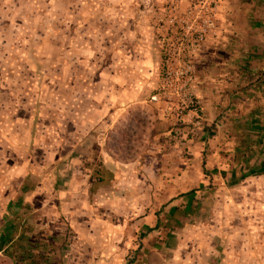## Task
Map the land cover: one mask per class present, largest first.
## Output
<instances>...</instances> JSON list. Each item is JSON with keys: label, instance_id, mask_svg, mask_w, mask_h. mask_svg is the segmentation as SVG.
Wrapping results in <instances>:
<instances>
[{"label": "crops", "instance_id": "obj_1", "mask_svg": "<svg viewBox=\"0 0 264 264\" xmlns=\"http://www.w3.org/2000/svg\"><path fill=\"white\" fill-rule=\"evenodd\" d=\"M162 1L65 0L51 89L0 90L12 264H264L262 205L247 196L261 189L243 185L264 173V0H221L193 57L204 119L178 137L149 100Z\"/></svg>", "mask_w": 264, "mask_h": 264}, {"label": "built area", "instance_id": "obj_2", "mask_svg": "<svg viewBox=\"0 0 264 264\" xmlns=\"http://www.w3.org/2000/svg\"><path fill=\"white\" fill-rule=\"evenodd\" d=\"M186 6L182 8V3ZM221 0H163L153 9L152 26L161 46L158 80L149 97L160 120L176 131L204 119L202 103L192 89L193 57L216 28Z\"/></svg>", "mask_w": 264, "mask_h": 264}, {"label": "rangeland", "instance_id": "obj_3", "mask_svg": "<svg viewBox=\"0 0 264 264\" xmlns=\"http://www.w3.org/2000/svg\"><path fill=\"white\" fill-rule=\"evenodd\" d=\"M65 5V0H0V26H3L0 28V90L46 92L51 89V12L63 11ZM166 123L169 134L178 137L180 133ZM243 185L261 189L247 196L253 198L252 203L262 205L264 217V173L247 179ZM0 264H12V261L0 256Z\"/></svg>", "mask_w": 264, "mask_h": 264}]
</instances>
